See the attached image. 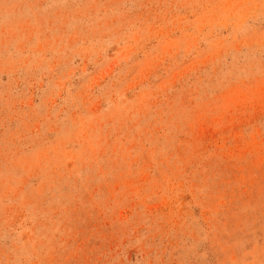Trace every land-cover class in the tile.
Returning <instances> with one entry per match:
<instances>
[{
  "label": "rangeland",
  "instance_id": "374dc122",
  "mask_svg": "<svg viewBox=\"0 0 264 264\" xmlns=\"http://www.w3.org/2000/svg\"><path fill=\"white\" fill-rule=\"evenodd\" d=\"M0 264H264V0H0Z\"/></svg>",
  "mask_w": 264,
  "mask_h": 264
}]
</instances>
